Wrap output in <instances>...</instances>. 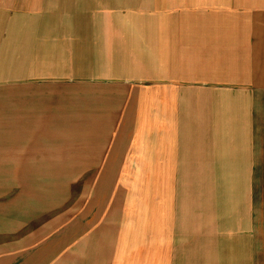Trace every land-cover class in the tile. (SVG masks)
Returning <instances> with one entry per match:
<instances>
[{
	"label": "crops",
	"instance_id": "1",
	"mask_svg": "<svg viewBox=\"0 0 264 264\" xmlns=\"http://www.w3.org/2000/svg\"><path fill=\"white\" fill-rule=\"evenodd\" d=\"M3 157L154 181L136 264H264V0H0Z\"/></svg>",
	"mask_w": 264,
	"mask_h": 264
},
{
	"label": "rangeland",
	"instance_id": "2",
	"mask_svg": "<svg viewBox=\"0 0 264 264\" xmlns=\"http://www.w3.org/2000/svg\"><path fill=\"white\" fill-rule=\"evenodd\" d=\"M4 158L2 248H30L33 264H136L133 253L142 252L147 258L158 235L154 181H108V174L91 175L90 166L39 164V158L9 165Z\"/></svg>",
	"mask_w": 264,
	"mask_h": 264
}]
</instances>
